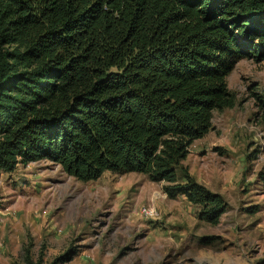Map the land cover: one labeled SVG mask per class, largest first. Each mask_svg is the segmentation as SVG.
I'll return each instance as SVG.
<instances>
[{"label":"trees","instance_id":"trees-1","mask_svg":"<svg viewBox=\"0 0 264 264\" xmlns=\"http://www.w3.org/2000/svg\"><path fill=\"white\" fill-rule=\"evenodd\" d=\"M242 58L264 59V0H0V171L139 172L215 224L225 201L180 161L233 106Z\"/></svg>","mask_w":264,"mask_h":264},{"label":"rangeland","instance_id":"rangeland-1","mask_svg":"<svg viewBox=\"0 0 264 264\" xmlns=\"http://www.w3.org/2000/svg\"><path fill=\"white\" fill-rule=\"evenodd\" d=\"M226 83L233 106L213 111L180 161L225 201L215 224L143 173L80 181L49 160L18 162L0 171V264L26 254L49 264L68 249L75 254L61 264H264V59H239ZM140 205L157 219L140 216Z\"/></svg>","mask_w":264,"mask_h":264},{"label":"built area","instance_id":"built-area-1","mask_svg":"<svg viewBox=\"0 0 264 264\" xmlns=\"http://www.w3.org/2000/svg\"><path fill=\"white\" fill-rule=\"evenodd\" d=\"M138 213L145 219H157V212L150 205H140L138 208Z\"/></svg>","mask_w":264,"mask_h":264},{"label":"crops","instance_id":"crops-1","mask_svg":"<svg viewBox=\"0 0 264 264\" xmlns=\"http://www.w3.org/2000/svg\"><path fill=\"white\" fill-rule=\"evenodd\" d=\"M161 183V182H160Z\"/></svg>","mask_w":264,"mask_h":264}]
</instances>
